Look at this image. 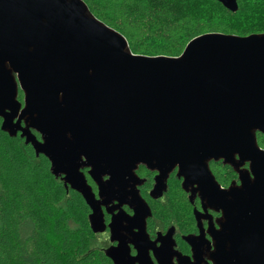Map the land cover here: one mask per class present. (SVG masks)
I'll list each match as a JSON object with an SVG mask.
<instances>
[{"label": "water", "instance_id": "95a60500", "mask_svg": "<svg viewBox=\"0 0 264 264\" xmlns=\"http://www.w3.org/2000/svg\"><path fill=\"white\" fill-rule=\"evenodd\" d=\"M214 1L237 10L236 0ZM0 120L2 132L19 135L81 196L93 234L106 227L101 206L116 200L133 210L108 224L112 264H152L151 213L134 190L140 165L157 172L152 199L175 167L190 202L198 194L221 211L219 230L209 231L213 250L199 230L183 238L193 261L177 254L179 264H203L206 253L212 264H264V150L256 140L264 136V34L208 33L178 57H148L131 53L82 0H0ZM219 161L238 186L221 189L209 170ZM152 250L158 264L171 263L167 246Z\"/></svg>", "mask_w": 264, "mask_h": 264}, {"label": "trees", "instance_id": "16d2710c", "mask_svg": "<svg viewBox=\"0 0 264 264\" xmlns=\"http://www.w3.org/2000/svg\"><path fill=\"white\" fill-rule=\"evenodd\" d=\"M82 1L97 20L125 38L135 55L178 57L188 42L208 33L239 37L264 34V0L261 19L245 29L233 26L229 19L253 16L250 0H236V12L214 0ZM212 5L216 12L211 11ZM18 94L21 100L22 93ZM256 140L264 150V136L256 133ZM209 169L219 184H230L233 172L229 166L211 162ZM170 201L180 227L192 231L193 220L182 190L172 191ZM51 204H64L66 213L79 223L78 239L70 237L63 227L65 215L56 217ZM159 213L168 219L160 208L156 209ZM88 214L81 196L51 175L45 157L35 156L19 135L9 137L0 130V264H112L103 243L89 228ZM51 235L60 237L61 254Z\"/></svg>", "mask_w": 264, "mask_h": 264}, {"label": "flooded vegetation", "instance_id": "af4514ba", "mask_svg": "<svg viewBox=\"0 0 264 264\" xmlns=\"http://www.w3.org/2000/svg\"><path fill=\"white\" fill-rule=\"evenodd\" d=\"M17 98L19 101H21L19 99V94H17ZM37 138L39 139V136ZM247 167L248 164H245L243 166V168L245 169H247ZM231 171L233 172L231 173L232 179L229 181L230 184L228 186L219 184L217 180L214 178L215 181L221 187V189H227L231 185H237V186L239 185L238 175L233 171L232 168ZM82 172L86 175L87 170L83 169ZM135 174L137 176V179H135L134 190H137L139 196L147 204L151 213V215L145 219V233L147 237V243H149V246H151L155 250H158V248H160L163 245L167 246L171 254L170 264H179V261L176 257L177 254H180L183 257H189L190 260L193 261L191 249L183 238L189 235L198 236L199 230H201L202 234L204 235L205 241L210 244V250H213L212 247L213 242L211 240L209 231L219 230V221L222 218L221 211L216 212L213 209L208 208L206 204H203L201 202L200 198L198 197V194H195L192 202H190L189 201L190 193L184 192L181 189L182 179H179L176 176L177 168L174 167L172 171L167 175V178L165 180V190L163 191L162 196L158 199H152L149 196L150 191L154 187L155 184L154 178L157 175V172L150 171L145 166L140 165L135 170ZM92 186L91 187L95 194V198L99 200L97 196V187L93 183ZM176 188L182 190L184 194V198L189 206L190 214L193 220L192 231H184L180 227V223L178 219L176 218V216L173 215L170 209L171 207L170 196L172 191H175ZM117 205L118 202L114 200L111 203H109L107 206H101L103 222L106 227L103 232L97 233V236L100 242L103 243L104 249L117 245L116 241L110 240V230L108 228V224L110 223L112 216H115L120 212H122V214L126 216L133 215V210L127 204H122L120 207H117ZM203 206L206 209L205 211L203 210ZM159 208L163 210V212L167 213L168 219H164L162 215H160V213L158 215L156 214V209ZM194 213H196L197 216L200 218L199 221L200 229H198L197 227V222ZM128 248H129L130 256L134 257L136 255V250L134 249L133 245L130 244V242H128ZM152 248L148 249L147 254L152 264H158L157 260L154 257ZM203 262H204L203 264L205 263L212 264L208 260V253H206L203 256Z\"/></svg>", "mask_w": 264, "mask_h": 264}, {"label": "rangeland", "instance_id": "374dc122", "mask_svg": "<svg viewBox=\"0 0 264 264\" xmlns=\"http://www.w3.org/2000/svg\"><path fill=\"white\" fill-rule=\"evenodd\" d=\"M251 4L249 6V10L252 15L250 18H244L241 16L233 17L229 19V22L237 28H248L250 25L255 24L259 18L261 19L263 14V0H250ZM211 11L216 12L214 5L211 6ZM51 208L54 214L59 216L60 214L65 215V221L63 222L64 229L69 233L70 237L74 239H78L79 234L81 233V228L79 223L71 216L69 213H66L64 204H51ZM51 242L55 245V247L60 252L61 239L58 236L51 235ZM76 248H73L71 252H75ZM61 254V252H60Z\"/></svg>", "mask_w": 264, "mask_h": 264}]
</instances>
